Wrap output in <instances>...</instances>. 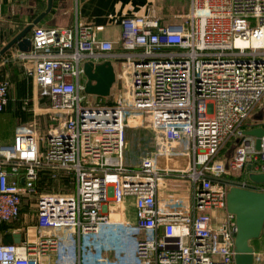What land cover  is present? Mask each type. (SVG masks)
Returning <instances> with one entry per match:
<instances>
[{
	"label": "built area",
	"instance_id": "2783aa9c",
	"mask_svg": "<svg viewBox=\"0 0 264 264\" xmlns=\"http://www.w3.org/2000/svg\"><path fill=\"white\" fill-rule=\"evenodd\" d=\"M187 1L179 22L123 18L116 42L90 23L32 29L15 58L50 126L19 123L0 144V222L33 201L37 236L0 243V264H234L226 194L264 192L248 178L264 173V136L257 148L244 132L264 96V0ZM105 61L125 90L110 103L84 91V64ZM144 115L163 146L127 167L125 127ZM184 155V167L157 163ZM41 169L70 175L71 191L40 192Z\"/></svg>",
	"mask_w": 264,
	"mask_h": 264
},
{
	"label": "crops",
	"instance_id": "0c3cea01",
	"mask_svg": "<svg viewBox=\"0 0 264 264\" xmlns=\"http://www.w3.org/2000/svg\"><path fill=\"white\" fill-rule=\"evenodd\" d=\"M46 2L47 0H0V39H7L5 42L7 43L44 11ZM187 9V0H52L50 11L36 26L69 27L75 23H90L97 27L99 38L116 42L120 37V22L125 17L146 16L156 17L164 23L179 22ZM17 51L16 47H12L0 58L2 74L17 82L15 89L11 88L10 83L8 104L6 109L0 112V144L11 142L14 129L19 124V119L23 117L17 112L16 99H26L30 95L31 98H35L38 94L37 85L26 77V80L24 79L22 65L15 58ZM22 81L30 84L31 94L23 88L24 84L20 87ZM34 104L32 103V108H35ZM29 218H32L30 223L24 214L22 226H6L0 240L6 233H20L21 242L36 238L34 214Z\"/></svg>",
	"mask_w": 264,
	"mask_h": 264
},
{
	"label": "water",
	"instance_id": "95a60500",
	"mask_svg": "<svg viewBox=\"0 0 264 264\" xmlns=\"http://www.w3.org/2000/svg\"><path fill=\"white\" fill-rule=\"evenodd\" d=\"M52 0H47L46 8L38 14L32 22L17 32L7 43L0 48V58L12 47L18 51L26 52L30 49V32L40 20L50 11ZM86 82L84 91L88 94L106 97L115 82L113 65L109 61L93 65L91 62L84 64ZM259 118H262L260 114ZM245 134L256 138V147H259L260 137L264 136V126L257 125L246 129ZM187 156H169L157 158V163L164 166L184 167ZM247 169L250 166L247 165ZM250 181L264 184V173H252L248 175ZM226 211L235 217L234 238V264H253V248L249 242L259 237L264 227V192H258L237 186L229 188L226 194ZM20 233H6L1 239L2 244L20 243Z\"/></svg>",
	"mask_w": 264,
	"mask_h": 264
},
{
	"label": "rangeland",
	"instance_id": "374dc122",
	"mask_svg": "<svg viewBox=\"0 0 264 264\" xmlns=\"http://www.w3.org/2000/svg\"><path fill=\"white\" fill-rule=\"evenodd\" d=\"M7 39H0V48L5 44ZM9 51V50H8ZM115 66V71H116ZM1 71V70H0ZM120 73L117 70V74ZM0 79H5L9 83H11V88L14 89L17 87V82H13L12 79L7 77V75H3L0 73ZM23 88H26L27 93L31 94V88L30 84L27 83V81L20 82V87L23 85ZM121 81L115 74V83L112 85L110 89V93L106 97H100L96 96V99H102L105 103L113 102V100L118 95H124L125 90L122 87V90H120ZM10 87V86H9ZM30 88V89H29ZM11 91V90H10ZM32 96L26 98L28 99L29 105L27 108V112L25 113V117L19 121L20 124L27 123L29 121H32L35 119L36 124L39 127V132L42 131L44 127H49V119H48V112H47V102L44 98H41L38 94L37 97L31 98ZM31 99V100H30ZM32 99L34 102H32ZM35 105V108H32L33 105ZM260 114L262 115V118H259ZM246 126H257L261 125L264 126V96L261 99V101L256 105V107L253 110V113L251 117L247 120ZM150 121L147 119V115H144V120L141 124H133L130 123L125 127V148L123 153V162L127 167L130 166H136L144 158H153L157 152L160 150V148L163 146L162 138L155 132H153L150 128ZM45 134V133H44ZM45 138L42 142V145L45 146ZM175 184V183H171ZM181 187H183L182 183H179ZM71 186V184H70ZM56 189L58 187V183H55L53 185ZM67 188H70L67 186ZM41 192V191H40ZM33 213L29 215L28 213L25 214V218L27 219V222H32V218H29ZM31 219V220H30ZM250 246L253 248V254L255 256L254 263L253 264H264V227L262 234L256 238L252 239L249 242Z\"/></svg>",
	"mask_w": 264,
	"mask_h": 264
},
{
	"label": "trees",
	"instance_id": "16d2710c",
	"mask_svg": "<svg viewBox=\"0 0 264 264\" xmlns=\"http://www.w3.org/2000/svg\"><path fill=\"white\" fill-rule=\"evenodd\" d=\"M0 73L2 74V71H0ZM24 79L26 80L25 76H24ZM8 100H9V92H8ZM24 100H25V98L16 99L17 105H18V111L17 112L19 113V115H23V117H21L19 119V121H21L25 117V113L27 112V108L29 105V102L27 105H25ZM5 109H6V107H5ZM3 111H1V112H3ZM19 121H18V123H20ZM55 183H58L57 188H60L62 191L64 190V192H69L72 189V185L70 186V184L72 183L70 175L65 174L63 172H58V177H51L50 171H48L46 169H41L39 171V179H38V183H37L39 191H43L46 189L50 190L51 188H55V187H53V185ZM67 186L70 188H67ZM34 206L35 205H34L33 201H27L26 203L21 205L20 214L16 220L0 222V235L5 231L6 226H12V225L22 226L23 215L26 213H28L30 215L31 212L34 214ZM33 214H32V216H33ZM262 232H263V229H262L260 235L262 234ZM0 243H1V240H0Z\"/></svg>",
	"mask_w": 264,
	"mask_h": 264
}]
</instances>
